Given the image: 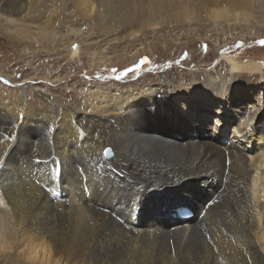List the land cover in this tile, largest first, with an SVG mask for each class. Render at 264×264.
I'll return each instance as SVG.
<instances>
[{
	"label": "bare ground",
	"instance_id": "bare-ground-1",
	"mask_svg": "<svg viewBox=\"0 0 264 264\" xmlns=\"http://www.w3.org/2000/svg\"><path fill=\"white\" fill-rule=\"evenodd\" d=\"M116 1L0 0V35L27 50L23 61L52 57L48 74L25 73L17 89L0 93V264H38L21 262L20 243L12 242L32 233L46 236L68 264H264V99L235 101L241 88L250 98L264 80L252 76L263 75L258 64L228 58V81L170 71L132 84L76 82L67 102L31 87L59 81L89 36L117 33L122 42L114 59L94 56L89 70L147 53L128 42L136 32L109 25ZM262 3L147 0L138 26L181 32L195 20L242 29ZM181 40L167 43L193 38ZM159 42L150 46L162 51ZM180 206L193 210L187 221L173 217Z\"/></svg>",
	"mask_w": 264,
	"mask_h": 264
},
{
	"label": "rangeland",
	"instance_id": "rangeland-1",
	"mask_svg": "<svg viewBox=\"0 0 264 264\" xmlns=\"http://www.w3.org/2000/svg\"><path fill=\"white\" fill-rule=\"evenodd\" d=\"M146 3L147 0H140V4H136V0L116 1L114 4H112L113 16L108 22L111 27H113V25L116 26L118 32L119 30L126 28L127 31L136 32L135 35H132L130 39H128V42L130 40H137L142 37V41L138 40L135 42V40L133 45L136 49H141V47H144V51L147 52L145 55H141L139 58H137L138 60L131 62L129 61L126 64H118L113 60L112 63H107L108 65L106 63L102 65L98 64L96 65L95 69L89 70L90 61H92L94 56L102 57L103 59H114L115 52L121 46L119 44L122 43L118 42L117 33L111 34L105 37V39L104 37L97 36L89 38V36L86 38L87 40L85 42L79 43L81 49V59H75L74 61H71V67L64 68L63 72H60L61 79L59 81L43 83L34 80L30 82L31 87L35 90H43L50 93L53 95V97H55V100L57 99L56 101L58 102H60V100H65L67 102V100H69L67 93L68 90H71L70 88H72V85L77 86L78 84V87L81 88L85 82H89L90 84L97 82L99 84L112 85L115 83L116 85L132 84L138 80H142L144 77H147V79L149 76L154 78V75H157L159 72L169 73L171 71L181 72L183 74L185 72H198L202 73L200 77L204 79H206V73L210 72L213 73L215 77H223L228 81L232 79L230 67L227 65L228 58L240 60L244 63H248L250 60H252L254 64L259 65V73L263 74L259 75L258 73L254 72L252 76H256L258 78L260 76L264 77V46H261L256 42L258 40H264V3H262V8L260 7V10L258 9V12L256 13V16H258L257 19H250V22H244V29L242 27L243 31L242 29H238L240 26H235V28L234 26L229 27V25L225 26V24H222L219 28H213L212 25L206 22L193 20L189 23L181 25V27H179L181 32L173 31L172 29L167 28L165 25L161 26L160 24L153 29H148L143 26L141 28V26H138L144 22L143 20L147 16L146 12L149 11V6L146 5ZM69 5L66 8L67 10L70 9ZM142 13L145 14L141 16L140 14ZM141 17L143 20H140ZM207 34L210 37H208ZM226 34H232L234 37L231 36L230 40ZM183 36H190V38H193L190 45L182 44L180 47H172L167 43H179V40L181 39V41H184ZM124 39L126 38H123V40ZM158 40L160 41V48L163 47L162 51L150 46L151 42L153 43L154 41ZM163 44H168L166 46L167 49H164ZM91 46H93V48L90 49ZM125 48L126 46L123 47V49ZM24 51L27 52L24 47L21 45H14V43L11 44L8 42V39L5 36L0 35V93H7V91L9 92V89L11 88L17 89V87H19L18 85H20V79L25 75V73L28 74L30 72H40L42 74H46L48 72L47 67H51L52 64L47 62H49L52 57H47L48 54H44V56H41L38 60H33V62H30V64H27L23 61L22 57V53ZM106 51L107 54H104ZM91 52H95L96 54H94L92 57ZM141 57L148 58V63L142 65L141 70L138 73L130 72L120 80L115 79V76L118 75L120 71H123L125 68H129V66L139 62ZM41 59H43V61ZM66 62H68V59L63 58L61 64L59 65L60 68H62ZM113 69H116V72H113ZM186 77L184 76V78ZM5 80L9 83L5 84L3 82ZM262 81L264 80H260V84ZM260 84L257 86L258 89H251V92L249 91L250 98L246 97V99H244L245 96L242 95L246 90L245 88H241V96H238V99L235 101L237 102L243 98V102L241 104H244L246 102H257V100H261V98L263 100L264 91L259 89L262 87ZM28 91L31 97H35V94L32 91ZM259 94L260 96H258ZM251 98L254 102L251 101ZM249 105L251 104H248L247 106ZM41 133L43 132L41 131ZM52 169L53 170L48 172L47 175L48 179L54 182L57 178H53L54 168L52 167Z\"/></svg>",
	"mask_w": 264,
	"mask_h": 264
},
{
	"label": "clouds",
	"instance_id": "clouds-1",
	"mask_svg": "<svg viewBox=\"0 0 264 264\" xmlns=\"http://www.w3.org/2000/svg\"><path fill=\"white\" fill-rule=\"evenodd\" d=\"M12 242L20 243L19 251L26 257H33L38 260V264H68L62 254H57L54 251L52 242L44 235L32 233L24 237L23 241L12 239ZM43 254V259L39 260L40 254ZM31 260H27L31 262Z\"/></svg>",
	"mask_w": 264,
	"mask_h": 264
},
{
	"label": "snow or ice",
	"instance_id": "snow-or-ice-1",
	"mask_svg": "<svg viewBox=\"0 0 264 264\" xmlns=\"http://www.w3.org/2000/svg\"><path fill=\"white\" fill-rule=\"evenodd\" d=\"M257 43H258L259 45H261V46H264V40H259V41H257ZM74 47H75V46H74ZM146 63H148V58H146V57H145V58H141L139 62L133 64L131 67H129V68H125L123 71H120L119 74L115 76V79H116V80H120V79H122L127 73H130V72H136V73H138V72L141 70L142 65H144V64H146ZM113 72H116V69H113ZM3 82H4L5 84H8V83H9V82L6 81V80L3 81ZM258 111H259V107H258V106H257V107H251V108L249 109L248 113L258 112ZM244 120H245V123H247V124H249V125H251V124L253 123V121L249 120L247 116L244 117ZM81 134H82V133H81ZM14 138H15V137H14V133H10V134L8 135V137H7V139H9V140H12V139H14ZM111 152H112V149H110V148H105V149L103 150V154H104L105 156L110 155ZM37 161H39V160H37ZM59 170H60V169H59V164L55 162V169H54V172H53V178H54V179H55V178H58ZM53 248H54L55 253H57V254H61V253H60V250H59L54 244H53ZM22 254H23V253H22ZM64 258H65V257H64ZM31 259H34V258H33V257H26V256H24V255L21 256V262H22L23 260H31Z\"/></svg>",
	"mask_w": 264,
	"mask_h": 264
},
{
	"label": "water",
	"instance_id": "water-1",
	"mask_svg": "<svg viewBox=\"0 0 264 264\" xmlns=\"http://www.w3.org/2000/svg\"><path fill=\"white\" fill-rule=\"evenodd\" d=\"M106 157H109V155H108V156H106Z\"/></svg>",
	"mask_w": 264,
	"mask_h": 264
}]
</instances>
